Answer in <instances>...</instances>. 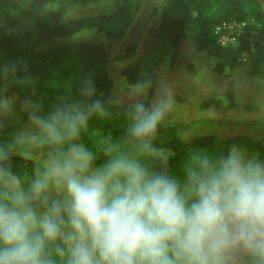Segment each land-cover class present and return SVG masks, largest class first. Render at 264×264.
<instances>
[{
    "label": "clouds",
    "instance_id": "1",
    "mask_svg": "<svg viewBox=\"0 0 264 264\" xmlns=\"http://www.w3.org/2000/svg\"><path fill=\"white\" fill-rule=\"evenodd\" d=\"M120 89L101 99L86 77L76 98H25L21 117L0 87V118L24 121L0 139V264H264V156L198 148L177 177L156 144L171 89L161 81L150 96V78H122ZM117 106L123 130L100 159L83 135ZM22 144L43 155L27 183L11 164Z\"/></svg>",
    "mask_w": 264,
    "mask_h": 264
},
{
    "label": "trees",
    "instance_id": "2",
    "mask_svg": "<svg viewBox=\"0 0 264 264\" xmlns=\"http://www.w3.org/2000/svg\"><path fill=\"white\" fill-rule=\"evenodd\" d=\"M23 1L25 4L21 5ZM51 1L0 0V87H4L9 96L16 98V94L22 101L31 97L48 107L64 96L76 98L82 81L91 77L99 97L112 99L114 81L109 73V53L105 47L86 40L46 51L40 47L52 38L69 37L88 27L103 30L113 43L124 37L143 0H127L114 13L71 18L63 23L59 22V10L48 11ZM92 1L71 0L82 6ZM46 16L52 19H43ZM249 17H254L255 22L248 25V29L258 28L253 50L248 29L236 48L218 44L214 33L216 25ZM156 38L164 39L172 47L166 67L153 64L147 75L153 81L150 96L164 81L174 97V106L156 140L158 147L172 152L167 162L169 171L182 178L189 153L198 148L219 152L235 143L264 156V104L260 108L259 100L248 103L245 119L237 117L241 110L236 105V96L264 95L261 1L167 0L160 13ZM134 52L135 47L128 46L117 58L127 59ZM236 52L248 55L244 64L236 62L232 56ZM212 57L218 58L213 65ZM10 66L15 67V73L6 78L2 70ZM226 66L233 71L231 74L225 71ZM140 67L141 60L126 67L123 73L130 82H135L143 79ZM222 94L231 99L230 105L221 104L218 96ZM122 126L117 106L111 119L93 120L83 139L103 159L104 144L110 137L118 136ZM222 132H228L227 137H221ZM11 164L25 183L36 174L34 158L18 153ZM159 164L160 161L154 162V166Z\"/></svg>",
    "mask_w": 264,
    "mask_h": 264
},
{
    "label": "rangeland",
    "instance_id": "3",
    "mask_svg": "<svg viewBox=\"0 0 264 264\" xmlns=\"http://www.w3.org/2000/svg\"><path fill=\"white\" fill-rule=\"evenodd\" d=\"M127 0H93L88 5H76L71 2V0H53L48 4V11H60V21L66 22L71 18H83L88 16H96L99 14H109L116 12L121 5H123ZM167 0H143L141 2V7L136 13L132 23L130 24L126 34L121 39L110 43L109 39L106 37L103 30L97 27H88L82 29L78 32L88 30V35L81 37L78 40L73 39V35L69 37H56L52 38L40 47L41 50H51L59 46L72 44L76 41H92L98 43L105 47L109 53V73L114 81V87L112 89L111 97L115 98L117 96H122L123 93L120 89V84L122 78H126L129 82L130 79L123 73V70L135 64L141 60L140 76L142 78H149L148 73L153 64H162L166 67L171 55L172 47L170 43L164 39L156 38V29L160 21V13ZM25 1L21 3L24 5ZM52 19L49 16L43 17V19ZM249 27H247L246 30ZM249 34V45L253 50V43L255 41V35L258 33V28L251 27L248 29ZM241 36V37H242ZM248 37V36H247ZM246 39V38H245ZM128 46H134L135 52L132 56L127 59H119L117 55L124 52ZM238 46V45H237ZM236 48V47H232ZM236 59V62L244 64L247 61V54L244 52H236L232 54ZM218 61V58L212 57L210 63L213 65ZM225 71L227 73H232L233 71L229 66H226ZM182 87V85H180ZM16 96V111L19 116H23L21 111L20 98ZM219 101L223 106H228L231 103V99L226 95L222 94L218 96ZM20 101V102H19ZM12 124H16L15 128L7 130ZM24 126V121L22 119L9 120L6 118H0V139H9L11 135L18 134ZM7 130V131H6ZM165 152H170L164 150ZM18 153L34 158L36 161V174H39L41 162L43 160V155L36 149L29 147L28 145H20ZM24 181L25 179L21 177Z\"/></svg>",
    "mask_w": 264,
    "mask_h": 264
},
{
    "label": "built area",
    "instance_id": "4",
    "mask_svg": "<svg viewBox=\"0 0 264 264\" xmlns=\"http://www.w3.org/2000/svg\"><path fill=\"white\" fill-rule=\"evenodd\" d=\"M255 22L254 17H249L243 21H229L218 24L214 28V33L218 44L223 47H237L241 36L248 25Z\"/></svg>",
    "mask_w": 264,
    "mask_h": 264
},
{
    "label": "crops",
    "instance_id": "5",
    "mask_svg": "<svg viewBox=\"0 0 264 264\" xmlns=\"http://www.w3.org/2000/svg\"><path fill=\"white\" fill-rule=\"evenodd\" d=\"M261 1V4H262V8L264 10V0H260ZM263 97H261L260 95H248V96H244V97H241V96H236V105L238 106L237 109H240L241 110V113L239 115H237V117L241 118V119H245V112L247 110H249V107H248V103L251 104L252 102L256 101V100H259L261 105H259V107L261 108L264 104V95L262 94ZM248 107V108H247ZM264 112V110H263ZM242 121V120H241ZM219 135H221V137H227L226 135H228V132H222V133H219ZM246 150V149H245ZM248 153H257V152H253V151H248L246 150Z\"/></svg>",
    "mask_w": 264,
    "mask_h": 264
}]
</instances>
